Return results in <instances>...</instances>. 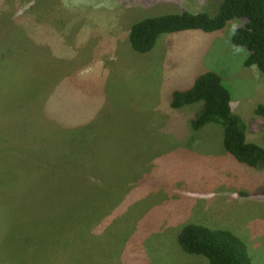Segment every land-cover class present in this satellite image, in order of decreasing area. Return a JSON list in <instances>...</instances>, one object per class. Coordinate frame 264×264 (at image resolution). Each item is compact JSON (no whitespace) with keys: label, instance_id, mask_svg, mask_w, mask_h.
I'll return each mask as SVG.
<instances>
[{"label":"rangeland","instance_id":"obj_1","mask_svg":"<svg viewBox=\"0 0 264 264\" xmlns=\"http://www.w3.org/2000/svg\"><path fill=\"white\" fill-rule=\"evenodd\" d=\"M221 2L66 0L65 30L64 0L61 23L48 15L51 0H0V53L16 49L20 58L26 38L67 41L34 48L36 55L67 51L65 57L79 61L94 82L99 104L92 105L85 88L49 102L53 88L42 87L45 98L36 112L25 98L33 74L42 81L41 67L30 66V74L14 66L5 80L0 77V264H210L203 255L186 253L177 240L184 224L205 225L201 219L233 232L252 262L264 264V166L249 167L225 149L221 120L192 128L201 102L169 106L174 90L213 71L230 93L245 141L264 147V118L253 112L264 105V76L245 80L240 71L248 51L231 42L246 19L211 32L163 33L146 53L129 42L130 26L145 17L183 11L214 16ZM5 7L17 11L23 30L11 25ZM36 117L50 126L48 154L54 159L10 146L31 142L25 135ZM79 125L97 127L96 136L85 137L82 147L76 138L55 143ZM81 165L83 172L75 174ZM77 217L86 225L76 223ZM81 226L89 232L78 248L69 241Z\"/></svg>","mask_w":264,"mask_h":264},{"label":"trees","instance_id":"obj_2","mask_svg":"<svg viewBox=\"0 0 264 264\" xmlns=\"http://www.w3.org/2000/svg\"><path fill=\"white\" fill-rule=\"evenodd\" d=\"M5 10L3 14L8 16L11 13V8L5 7ZM235 18H244L246 23L233 32L231 41L236 46L245 47L248 55L243 64L245 66L255 65L262 77V75L264 76V0H222L214 16H210L206 12L190 13L183 11L145 17L130 26L129 42L134 51L146 53L154 47L158 37L163 33L184 30L216 31L222 29L228 21ZM24 61L25 56L17 58L13 55L0 53V77L2 80L6 79L8 72L14 70V66L19 71L28 72L29 67L23 65ZM61 74L55 72L49 81H40L36 75H33L32 92L25 99L33 102L36 112L39 111L45 98L41 97L42 87L53 88L60 80ZM198 102L202 103V108L191 121L193 129L197 130L212 120H221L224 127L223 144L225 149L239 162H243L249 167L264 166V147L245 141L242 133L245 126L239 117L231 113L229 91L224 87L217 73L208 71L199 75L191 87L174 90L171 93L169 106L172 109H178ZM6 111L8 110H4L3 113ZM255 113L264 117V106L258 105L255 108ZM33 121L38 124L31 123L30 133L25 135L32 143L26 142V140L21 143L11 141L10 146L19 145L18 149L26 150L25 152L33 157L45 153L48 155L43 157L45 161L51 157L54 159L48 154L50 149L47 141V133L50 130L49 124H46L45 121L42 122L39 117ZM44 123L46 127L43 126ZM45 129H47L46 132ZM96 131L97 127L94 126H74L72 129H68V132L61 134L55 143L61 142V145L64 146L68 142L71 144L76 138L75 142L82 147L86 141L85 137L92 139L96 136ZM67 136L69 139L64 141ZM3 145L6 144L3 143ZM79 151L82 149L79 148ZM90 158L92 159L91 155ZM83 168L84 165H81L77 171L76 169H70V171H76L75 174L80 175L77 172L80 170L83 172ZM76 181L77 179H75ZM61 205H64V209L65 205H71L70 200L67 204L63 202ZM21 212L24 213L23 210ZM63 214H66L65 210ZM80 218H76V223H81L84 226L83 222L85 223L86 220ZM201 220L205 225L191 222L182 226L177 237L182 250L189 254L203 255L210 264H255L252 262L247 246L242 239L227 229L209 227L216 224L211 219L210 221L208 219ZM79 228L73 232L69 241L75 247L78 245V248L83 247L86 243V230L88 229L82 226ZM35 232L37 231L34 230Z\"/></svg>","mask_w":264,"mask_h":264},{"label":"crops","instance_id":"obj_3","mask_svg":"<svg viewBox=\"0 0 264 264\" xmlns=\"http://www.w3.org/2000/svg\"><path fill=\"white\" fill-rule=\"evenodd\" d=\"M58 2H59L58 4L55 3L53 5V9L50 11V14L52 16H54L56 19L59 18V20L61 21V19H62L61 0ZM64 8H65L64 20H65V26H66V3H65ZM12 25H13V27H15L17 29L23 30V28L21 27V20H19L18 18L16 19L14 14H13V24ZM32 41H33V43H38V41H34L32 39H29V43ZM44 43H45L44 44L45 46L58 48L61 46H65L67 41L53 39V40L45 41ZM54 45H56V46H54ZM66 53H67V51H56V54L59 57H62L65 59H67L65 57ZM242 67H243V69L240 71V74L244 75L245 80L246 79H250V80H254V81L259 80L260 72L257 69V67L245 66L243 63H242ZM221 81H222V79H221ZM93 83L94 82L90 81L89 78L82 71L81 64L78 63L73 70H71L69 72H64L63 74H61V78L57 82V84L54 85V87L51 91V94L49 95L50 98L48 99V101L49 102H53V101L57 102L56 99L54 98L55 95L60 94V93L68 94V93L80 92L82 88H85V89L89 90L92 94V98H91L92 105H94L96 108H98L99 104L96 102L97 99L94 97V95L92 93ZM230 102H231V99H230Z\"/></svg>","mask_w":264,"mask_h":264},{"label":"clouds","instance_id":"obj_4","mask_svg":"<svg viewBox=\"0 0 264 264\" xmlns=\"http://www.w3.org/2000/svg\"><path fill=\"white\" fill-rule=\"evenodd\" d=\"M53 2V5L55 3H59L58 1L60 0H51ZM65 3H66V0H64V6H65ZM61 6H62V0H61ZM66 8H67V3H66ZM53 9V6L51 8H49V11H48V15L50 17V19H55V20H59L56 19L54 16H52L50 14V11ZM62 9V8H61ZM65 9V8H64ZM13 14L15 15V18L17 19V11L13 12L11 14V18H12V23L11 25L13 24ZM62 18H63V15H62ZM60 21V20H59ZM62 21V19H61ZM60 21V23H61ZM65 21V20H64ZM246 23V22H245ZM13 26V25H12ZM16 30H21V29H17L15 28ZM59 30L61 31L62 30V26L60 25L59 27ZM65 30H66V26H65ZM29 39H32L34 41H37L36 39H33V38H26V39H23L22 40V44L20 45L18 51H19V54H20V57H23L25 56V61L23 63L24 66H27V67H30V66H39L41 67V69L43 70V74H42V81H49L51 76L55 73V72H60V73H64V72H69L71 70H73L75 68V66L79 63V61H74V60H71V59H65V58H62V57H59L57 54L56 55H52L50 57H39L36 55V51L34 48H37V47H47V48H54V47H49V46H45L44 42H39L38 43H33L30 42L29 43ZM65 41V40H64ZM68 43V42H67ZM28 46L31 47L32 51L29 52V49H28ZM29 52V53H28ZM28 53V54H27ZM12 55L14 57H16V49H13L12 50ZM23 65H19V66H23ZM255 66V65H254ZM256 67V66H255ZM258 69V68H257ZM208 72V71H207ZM32 73V72H31ZM206 73V72H205ZM33 74V73H32ZM203 74V73H202ZM35 75V74H33ZM201 75V74H200ZM198 77V76H197ZM220 77V76H219ZM221 79V78H220ZM199 104V102H198ZM231 104V102H230ZM258 105H263V104H258ZM257 105V106H258ZM256 106V107H257ZM264 106V105H263ZM255 107V108H256ZM255 108L253 110L254 114L257 115V116H260L258 114L255 113ZM262 118H264L263 116H260ZM263 122V121H262ZM204 126V125H203ZM66 129V128H65ZM257 145V144H256ZM260 146V145H258ZM262 147V146H261ZM236 159V158H235ZM237 160V159H236ZM238 161V160H237ZM239 162V161H238ZM24 212H26V210H23Z\"/></svg>","mask_w":264,"mask_h":264}]
</instances>
